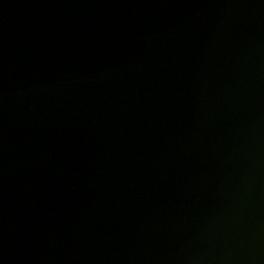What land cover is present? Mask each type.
<instances>
[{
    "label": "water",
    "instance_id": "95a60500",
    "mask_svg": "<svg viewBox=\"0 0 264 264\" xmlns=\"http://www.w3.org/2000/svg\"><path fill=\"white\" fill-rule=\"evenodd\" d=\"M0 264H264V0H0Z\"/></svg>",
    "mask_w": 264,
    "mask_h": 264
}]
</instances>
